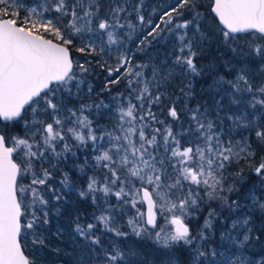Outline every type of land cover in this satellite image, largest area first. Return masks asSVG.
Wrapping results in <instances>:
<instances>
[{
    "label": "snow or ice",
    "instance_id": "6c2138e0",
    "mask_svg": "<svg viewBox=\"0 0 264 264\" xmlns=\"http://www.w3.org/2000/svg\"><path fill=\"white\" fill-rule=\"evenodd\" d=\"M143 7V0H0V264H33L21 233L32 231L33 243L44 245L40 229L49 223L52 201L59 212L67 195L51 186L53 169L69 158L79 179L63 172L60 183L83 202L71 222L88 264H135L139 251L114 242L129 235L150 237L166 253L164 264H245L240 250L254 233L264 235V195L257 194L264 193V155L256 160L264 150V0L207 5L222 26L221 43L237 60L225 63L226 73L215 63L207 72L196 63L207 39L203 0H175L158 14L153 10L158 22L146 19ZM133 18L149 28L141 44L164 33L175 36L171 69L153 66L148 79V66L133 65L120 51L123 30L137 26ZM241 34L250 38L241 43ZM73 49L93 59L113 49L120 53L107 69L110 77L120 75L108 83L125 80L128 95L116 98L114 112L102 100L69 106L84 83L74 69L88 73L91 64L74 63ZM207 76L211 81L201 92L215 93L212 108L189 106L194 80ZM240 161H256L248 167L259 188L243 196L248 205L239 195L247 183L243 171L229 172ZM204 208L203 223L194 226ZM129 210L134 214L121 225L118 217Z\"/></svg>",
    "mask_w": 264,
    "mask_h": 264
},
{
    "label": "trees",
    "instance_id": "16d2710c",
    "mask_svg": "<svg viewBox=\"0 0 264 264\" xmlns=\"http://www.w3.org/2000/svg\"><path fill=\"white\" fill-rule=\"evenodd\" d=\"M210 1V0H208ZM204 4L205 1L203 0ZM201 31L203 34L207 36V39L204 40L202 44L203 53L196 60V63L198 65L203 66V69L205 72H207L208 65L211 63H215L217 66V70L220 73H226L225 69V63L229 60H231L234 64L237 63V60L233 57V54L226 49V47L221 43L220 38V29L221 25H219V21L217 18L214 17L212 13L208 10L207 5H205V8L202 10V18H201ZM191 35V30L190 33ZM50 39H54L51 36H48ZM250 37L246 36L245 34H241V43H243L244 39H248ZM151 43H148L147 41L145 44H137L136 49L132 54V63L133 65L142 64L147 65L148 67L144 68V74L145 77L148 79L152 78V67L156 66L157 68H160L162 70H168L172 68V50L174 45L176 44L175 36H169V34L164 33L162 34L161 38H158L156 40H152V38H148ZM119 55V52L115 51L114 49L108 53L107 55H104L103 57H97L96 59H93L90 56H85L81 53L76 52L74 49L72 50V57L77 56L78 62H80V58L82 59V62L85 61H91L90 64V71L88 73H82L83 74V81L84 83L81 85V92L79 99L76 97H73L70 100V104H78L79 102H85L88 104L93 103H99L101 100L104 101L105 104L111 105L113 112L116 109V98L119 97L121 94L124 96H127V83L125 80H121L118 84H109L108 81L116 78L119 76V73H114L113 76L108 75L107 69L109 67L114 68L116 66V57ZM98 59H102V61H105L106 63L102 67L100 64H98L96 61ZM77 62V60L75 61ZM253 63H255L253 61ZM87 66V65H86ZM74 71L77 72V75H79L81 72H79V69H74ZM123 71V70H122ZM178 71V70H177ZM212 75H216V72H213ZM211 76H207L205 79L196 78L194 80V88H195V98L191 101H187L189 106L194 107L197 103L203 104L208 108H212L213 105V99L214 92H201V88L207 87V83L211 81ZM228 78L230 79L231 76L229 75ZM175 83L177 85L180 84V78L177 77ZM91 87L93 89L92 94H88V88ZM163 90V89H162ZM169 92H175L176 95H179V88H173L169 86L168 88ZM173 99H175V96H173ZM135 102V101H134ZM126 103V101H125ZM225 105H228V99L225 98L224 100ZM180 107L183 108V104H180ZM235 107V106H233ZM93 114H95V109H92ZM153 111L156 112L159 115L160 119H164L165 117L163 115H160L161 108L160 107H154ZM166 111V108L164 109ZM87 114V112L85 113ZM110 115V114H109ZM107 120H101V124H107ZM245 134V133H243ZM263 153V150H258V155L256 160L258 161L260 155ZM80 160H83V155L80 154ZM256 161H249L244 162L240 161L239 163L234 162L231 167L229 168V171L237 172L244 170L248 171L249 163H255ZM74 159L69 158L64 163L61 164L62 169L64 172H67L71 178L72 181H77L79 179V173L76 171L75 168H73ZM56 175H63L62 172L55 173ZM251 175H249V178ZM245 179V178H244ZM247 183L249 182L247 179H245ZM245 183L244 185H246ZM68 200L65 205L61 207V212L59 218L62 220H66L69 223L72 224V218L74 216V213L77 210H82L83 202L79 200L77 194L75 191L73 192H66ZM242 201V200H241ZM248 203V201H245ZM246 203V205H247ZM87 211L91 212L92 206L89 204L86 206ZM204 213V212H203ZM201 214L200 216H202ZM257 221L258 223H261V217L257 213ZM160 218H158L157 224L159 223ZM118 238H115L114 242H118ZM117 240V241H116ZM113 242V238L111 235H109L108 242ZM138 247L140 248L141 252V261L140 264H157V262L161 261L163 257V251L162 249L158 248L156 244L151 241L148 238L140 239L138 238L136 240ZM213 243H217L218 240L212 241ZM261 247L263 248V245L261 242H254L252 243L249 241L245 247ZM25 252L30 255V251L26 250ZM64 252V251H63ZM255 254H257L255 252ZM254 253H251V256L256 257H262V256H256ZM260 254H264V248L263 252H260ZM31 256V255H30ZM33 262L34 260L31 259ZM264 260V257H263ZM47 261L49 264H73V257L67 256L66 254L59 253V252H53L51 256L49 255L47 258ZM51 262V263H50Z\"/></svg>",
    "mask_w": 264,
    "mask_h": 264
},
{
    "label": "rangeland",
    "instance_id": "374dc122",
    "mask_svg": "<svg viewBox=\"0 0 264 264\" xmlns=\"http://www.w3.org/2000/svg\"><path fill=\"white\" fill-rule=\"evenodd\" d=\"M205 1V5H208L210 3V1L208 0H204ZM36 0H25V3L27 4H33L35 3ZM133 2H136V0H133ZM175 0H143V14L145 15L146 19L147 18H151L154 22H158L157 21V15H153V10H156L157 14L162 11L163 9L167 8L169 5H171L172 3H174ZM24 15V12L21 11V16ZM133 23L136 24V28L133 31L128 30L127 28H125L123 30V46L121 47L120 51L121 52H127L130 56H131V60H132V54L136 49V45L140 44V41L147 35V32L149 30L148 26L145 25L143 26V28L138 24L137 21H135V19L133 18ZM130 37V38H129ZM150 38V37H148ZM120 54V53H119ZM74 59V63L77 60L78 61V57L75 56L73 57ZM80 63H84L82 62V59L80 58ZM133 64V63H132ZM80 72V70H79ZM83 74L80 73L79 75H77V78L79 80L83 81ZM69 106H72L70 104V100L68 101ZM243 135H247V133L243 134ZM237 139H239V136H237ZM264 155V150L263 153L260 155L262 156ZM55 161H53V165H55ZM239 163V162H237ZM243 171V178L247 179L249 182L243 186V191L239 194L241 196V204L246 205L247 202H245L246 200L243 199V196L246 195L247 190L252 188L254 185L257 186V190L259 188L258 182H252L251 179H253L254 177H256L255 175H253L250 171V169H248V171L246 170V168H244ZM57 172H64L62 169L61 164L53 169V177L51 180V186L66 194V192H69L68 189L63 188L60 181L63 178V175H56L55 173ZM230 173H233L231 170L229 171ZM249 175H251V177L249 178ZM30 180V178H29ZM29 180H25L23 181V183H28ZM257 194L260 195L261 193L259 191H257ZM47 195V194H46ZM237 194H233V198L236 197ZM68 197L66 195V200L61 204V207L63 205H65L67 203ZM112 203H116V201L113 199L111 201ZM56 201H52V211L49 213V223L47 225H44L41 227L40 231L42 232V237L45 240L44 245H35L33 243V240L35 239V236L33 234L32 231L30 230H24L21 233L20 239H21V243L22 246L25 250H29L30 251V255L27 256L29 257V259H33L34 262L33 264H49L47 261L48 256L53 253V252H59V253H63L66 254L67 256H71L73 257V264H88V257H87V253L81 251L80 248V240L77 239H73V233H72V228L73 225L72 224H67L69 223L68 221H66L65 219L62 220L59 218L60 216V212H61V207H60V211L57 212L56 210ZM248 205V203H247ZM212 207H217L215 204L212 205ZM141 210H145V206L141 208ZM248 210L247 207L242 208L241 209V214H244L246 211ZM217 211H220L219 208H217ZM207 212V208H204V213L202 216L199 217V220L195 222L194 226H198L199 224L203 223V219H204V215ZM134 214V210H129L127 212L126 215L122 216V217H118L119 223L121 225H126V221L129 218V216ZM225 216H227V212L224 213ZM257 216V214H256ZM255 222L257 225H259L260 223H258L257 218L255 217ZM164 221L163 219L159 220L158 225H163ZM124 231H129V229L125 226L123 228ZM218 236V233H217ZM148 239H150L151 241H153L150 237H146ZM138 238L133 236V235H129V237L127 239H122V238H118V242H116L121 248L127 250L129 247L135 248L139 251V253L141 252L140 248L137 245V240ZM116 240V241H117ZM112 242V241H111ZM210 243H213L212 241H210ZM64 251V252H63ZM163 251V257L161 259V261L157 262V264H164L165 262V257H166V253ZM242 257L245 261V264H261L263 260V258L261 257H256L255 256H251V253L254 252H245L243 250V248L240 250ZM255 254V253H254ZM256 255V254H255ZM141 254L136 258L135 260V264H140L141 261ZM51 263V262H50ZM151 264V263H148Z\"/></svg>",
    "mask_w": 264,
    "mask_h": 264
},
{
    "label": "flooded vegetation",
    "instance_id": "af4514ba",
    "mask_svg": "<svg viewBox=\"0 0 264 264\" xmlns=\"http://www.w3.org/2000/svg\"><path fill=\"white\" fill-rule=\"evenodd\" d=\"M251 181L252 182H258V179H257V177H254L253 179H251ZM260 195H264V193H261ZM257 235H259L260 236V238L259 239H256L255 238V236H257ZM252 243H254V242H261L262 243V245H263V248H264V235H261L260 233H254L253 234V239L252 240H250ZM246 246V245H245ZM245 246H243V250L245 251V252H256L257 254H256V256H262V258L264 257V254H260V252H263V248H261V247H245Z\"/></svg>",
    "mask_w": 264,
    "mask_h": 264
},
{
    "label": "water",
    "instance_id": "95a60500",
    "mask_svg": "<svg viewBox=\"0 0 264 264\" xmlns=\"http://www.w3.org/2000/svg\"><path fill=\"white\" fill-rule=\"evenodd\" d=\"M218 19V18H217ZM48 38V37H47ZM50 39V38H49ZM54 42H56L55 40H54ZM73 58V57H72ZM74 61V60H73ZM145 209H146V206H145ZM20 243H21V239H20ZM21 247H22V250L24 251V249H23V246H22V243H21ZM24 253H25V255L27 256V254H26V252L24 251Z\"/></svg>",
    "mask_w": 264,
    "mask_h": 264
}]
</instances>
